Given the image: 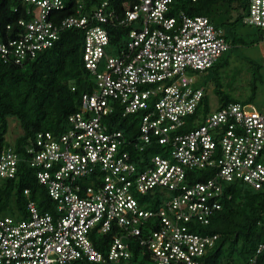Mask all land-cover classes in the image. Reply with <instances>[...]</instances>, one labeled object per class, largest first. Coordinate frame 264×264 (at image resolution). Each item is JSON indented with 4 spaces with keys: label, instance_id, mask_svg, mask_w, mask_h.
Wrapping results in <instances>:
<instances>
[{
    "label": "built area",
    "instance_id": "2783aa9c",
    "mask_svg": "<svg viewBox=\"0 0 264 264\" xmlns=\"http://www.w3.org/2000/svg\"><path fill=\"white\" fill-rule=\"evenodd\" d=\"M21 1L33 5L31 18L18 21L17 37L0 35L1 56L21 63L63 30L83 29L95 89L60 134L38 132L24 155L13 143L0 151V186L25 161L55 202L41 211L26 188L27 217L0 213V264H204L218 234L199 229L223 208L228 185H264V111L230 102L183 130L205 94L194 71L232 47L223 29L175 10V0H125L120 10L102 0L86 12L85 0H75L76 12L62 17L64 0ZM244 22L264 33V0H249ZM112 27L126 32L120 46ZM116 110L139 112L135 134L106 120ZM154 146L162 152L144 154ZM192 169L210 175L199 180ZM97 234H111L105 252ZM135 245L147 257L134 261ZM250 264H264V241Z\"/></svg>",
    "mask_w": 264,
    "mask_h": 264
},
{
    "label": "trees",
    "instance_id": "16d2710c",
    "mask_svg": "<svg viewBox=\"0 0 264 264\" xmlns=\"http://www.w3.org/2000/svg\"><path fill=\"white\" fill-rule=\"evenodd\" d=\"M64 1L66 7L60 11L61 17L76 12L75 0ZM101 1L85 0V12ZM124 1L113 0L112 5L120 10ZM32 6L21 0H0V35L6 37L10 34L17 37V30L20 29L18 21L31 18L32 14H28L27 10L33 9ZM174 6L175 10L183 9L192 16L206 15L216 26L223 29L225 24L234 28L239 22L246 24L244 19L248 14L249 0H175ZM233 12L234 19L226 18V13ZM9 24L12 29L7 28ZM110 30L114 36L116 34L122 39L118 42L119 46L122 45L125 30L118 27ZM257 30L259 38L263 40L264 33L258 28ZM84 41L83 29L68 28L61 32L53 46L39 50L35 56L28 57L21 63L14 61V55L5 60L0 54V151L4 146L13 143L17 152L24 155L26 144L38 132L51 131L60 134L66 129L69 116L80 109L82 95L95 89L93 77L84 64ZM114 41L117 43V40ZM240 43L241 38L233 35L231 48ZM220 59L210 69L219 64ZM72 86H75V90H72ZM204 97L195 113L188 117L183 130L195 128L205 121L210 111ZM230 102L239 100L228 98L220 108ZM139 118V112L123 116L120 110H116L106 120L127 135H133L138 130ZM10 119L17 120L22 128V133L14 141L7 138ZM151 152H162V148L154 146L144 154ZM189 173L204 180L210 175V170L192 169ZM26 188H29L30 197L36 201L41 211H54L55 204L46 186L39 182L36 169L22 161L18 176L3 180L0 186V213L6 215L5 210L17 205L18 215L27 217V196L24 193ZM227 192L230 197L225 199L223 208L214 213L210 225L201 226L199 229L201 232L218 234L216 245L203 257L204 264H250L258 245L264 241V185L255 189L244 183L233 182L228 185ZM140 200L143 202L142 198ZM152 206L156 208L158 203L155 202ZM92 238L95 246L105 252L111 234H97ZM143 253L147 257L146 250L135 245L133 260L137 261ZM260 260L262 261V257Z\"/></svg>",
    "mask_w": 264,
    "mask_h": 264
},
{
    "label": "rangeland",
    "instance_id": "374dc122",
    "mask_svg": "<svg viewBox=\"0 0 264 264\" xmlns=\"http://www.w3.org/2000/svg\"><path fill=\"white\" fill-rule=\"evenodd\" d=\"M225 16L234 19L235 12L226 13ZM229 26L223 25L227 40L232 44V37L235 35L241 38V43L225 52L220 63L213 69L194 71L198 83L205 89L203 97L206 99L207 109L214 112L224 100L232 98L243 104H251L250 108L264 111V39L259 38L256 26L240 22L235 28ZM20 133L22 128L18 121L10 119L7 138L14 141ZM142 199L147 200L145 197ZM28 200L27 197L26 206ZM53 203L55 204L54 201ZM152 205L150 201L149 206L154 208ZM18 208L14 205L5 210L4 214L17 215Z\"/></svg>",
    "mask_w": 264,
    "mask_h": 264
}]
</instances>
